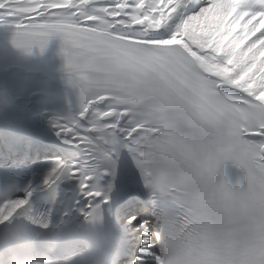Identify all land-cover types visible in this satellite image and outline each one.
Returning a JSON list of instances; mask_svg holds the SVG:
<instances>
[{
    "label": "snow or ice",
    "instance_id": "snow-or-ice-1",
    "mask_svg": "<svg viewBox=\"0 0 264 264\" xmlns=\"http://www.w3.org/2000/svg\"><path fill=\"white\" fill-rule=\"evenodd\" d=\"M185 2L0 0V19L17 21L25 52L62 37L81 97L78 115L57 123L65 142L113 165L126 149L145 183L178 202L172 218L145 221L138 264H264V0H206L192 15ZM228 161L243 186L223 178ZM67 175L84 188L93 179L57 161L45 183L55 190ZM27 203L0 202V221Z\"/></svg>",
    "mask_w": 264,
    "mask_h": 264
},
{
    "label": "bare ground",
    "instance_id": "bare-ground-1",
    "mask_svg": "<svg viewBox=\"0 0 264 264\" xmlns=\"http://www.w3.org/2000/svg\"><path fill=\"white\" fill-rule=\"evenodd\" d=\"M205 4H206V0H201L195 10H191L190 12H185V14L187 15L195 14L196 12L199 11L201 7L205 6ZM16 23L17 21L12 18L0 19V26H3V27H15L16 28ZM33 48L37 49V51L39 52L47 54V56H52V58H56L54 59L53 64L49 66L51 69L54 70L60 67L59 61H63V60L59 59L58 56H60L61 53L59 52L58 47L54 43H52L51 41H47L46 45L43 47V50L41 49L39 45H36V44L32 45L31 47L32 52H33ZM1 79H4V78L2 77L0 78V80ZM0 117H4L6 121L8 122H14L23 117L33 118L35 120L41 121L48 128L50 127L56 128L57 123H58L52 116L43 115L39 112H31L29 110H21L12 105L8 107L7 109H5L4 111H0ZM0 126L2 128H7L1 123H0ZM57 161H59V159L54 158V157H49V156H43L38 159L39 181L37 185L39 186L44 185L45 187H48V185L45 183L46 181L45 178L50 172L49 169H51L54 163ZM245 183L246 182H240L239 180H236L233 183H231L230 186L235 188L237 185L243 186ZM31 190L33 191L34 188ZM126 190L127 189L123 190V193L120 195V198L118 201L120 204L126 203V202L128 204L131 203V198L128 197ZM129 210L131 211V215L128 216L125 222L130 231L129 237L132 240V242H134L135 245L137 246V253L135 257L133 258V260L131 261L132 262L131 264H138V257L140 256L139 250L141 247H144L143 241H142V244H139L138 239L142 240V231L144 229L145 221H151V219L149 217L148 211L143 210V209L139 210L138 205L129 207ZM133 217L135 218V220L132 219ZM139 264H155V261L152 256L145 255L142 258V260L139 261Z\"/></svg>",
    "mask_w": 264,
    "mask_h": 264
},
{
    "label": "clouds",
    "instance_id": "clouds-1",
    "mask_svg": "<svg viewBox=\"0 0 264 264\" xmlns=\"http://www.w3.org/2000/svg\"><path fill=\"white\" fill-rule=\"evenodd\" d=\"M11 103L7 89L0 86V111L10 107ZM18 190L15 188L0 190L2 202L14 200V193ZM19 215L32 219L29 210L20 212ZM13 217L0 221V226L8 225L5 228V239L0 243V264H60L52 255L58 236L54 235L47 242L37 246L28 237L23 226L12 223ZM78 264H104V261L81 254Z\"/></svg>",
    "mask_w": 264,
    "mask_h": 264
}]
</instances>
